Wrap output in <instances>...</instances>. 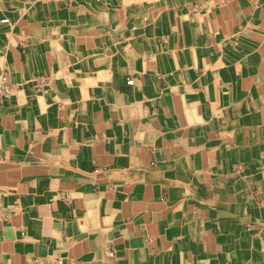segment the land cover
Returning a JSON list of instances; mask_svg holds the SVG:
<instances>
[{"label": "crops", "instance_id": "1", "mask_svg": "<svg viewBox=\"0 0 264 264\" xmlns=\"http://www.w3.org/2000/svg\"><path fill=\"white\" fill-rule=\"evenodd\" d=\"M0 77V264H264V0H0Z\"/></svg>", "mask_w": 264, "mask_h": 264}, {"label": "built area", "instance_id": "2", "mask_svg": "<svg viewBox=\"0 0 264 264\" xmlns=\"http://www.w3.org/2000/svg\"><path fill=\"white\" fill-rule=\"evenodd\" d=\"M129 83H132L131 81H129ZM2 84H3V78L2 77H0V86H2Z\"/></svg>", "mask_w": 264, "mask_h": 264}, {"label": "bare ground", "instance_id": "3", "mask_svg": "<svg viewBox=\"0 0 264 264\" xmlns=\"http://www.w3.org/2000/svg\"><path fill=\"white\" fill-rule=\"evenodd\" d=\"M110 5V4H109ZM129 82V81H128Z\"/></svg>", "mask_w": 264, "mask_h": 264}]
</instances>
